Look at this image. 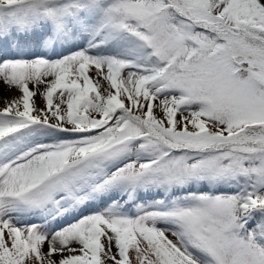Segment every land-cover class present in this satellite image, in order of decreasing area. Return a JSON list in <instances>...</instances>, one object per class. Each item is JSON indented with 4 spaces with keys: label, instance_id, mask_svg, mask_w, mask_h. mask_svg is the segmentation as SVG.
Wrapping results in <instances>:
<instances>
[{
    "label": "rangeland",
    "instance_id": "374dc122",
    "mask_svg": "<svg viewBox=\"0 0 264 264\" xmlns=\"http://www.w3.org/2000/svg\"><path fill=\"white\" fill-rule=\"evenodd\" d=\"M231 2L195 0L189 8L183 0L176 7L171 0H0V56L5 50L38 53L76 37L78 48L129 45L124 50L134 57L137 39L143 59L127 70L145 69L135 92L109 111L114 121L61 138L44 131L63 133L48 112L0 96V155L12 149L19 158L20 145L32 137L73 152L22 190L0 189V264H264V169L258 161L231 174L224 157L214 173L194 167L199 144L180 174L165 177L168 150L149 139L153 132L165 140L166 125L179 131L190 118L220 133L231 117L246 118L253 109L264 113V92L246 83L245 69L227 76L220 67L201 65L223 48L221 34L264 46L253 24L227 26L223 12ZM241 2L264 15V0ZM167 5L144 21L146 8ZM69 105L65 117L82 120L84 114ZM136 122L148 132H137ZM33 144L34 153L52 145ZM131 170H146V178L122 181ZM78 223L88 227L93 247L60 257L82 242L69 232Z\"/></svg>",
    "mask_w": 264,
    "mask_h": 264
},
{
    "label": "bare ground",
    "instance_id": "6f19581e",
    "mask_svg": "<svg viewBox=\"0 0 264 264\" xmlns=\"http://www.w3.org/2000/svg\"><path fill=\"white\" fill-rule=\"evenodd\" d=\"M77 41L76 37L70 38L51 49L39 50L40 53L34 52V49L21 52L5 50L0 56V58L7 57V60L0 64L1 98L13 105L21 100L28 102L48 112L51 120L60 121L62 134L48 129L44 130L52 136V139L72 135L75 131L90 127L100 121L105 122L111 117L109 111L112 107L114 108L119 101L128 99L129 95L135 92L137 86L141 84V80L145 78L142 74L145 69L140 70V73L127 70L132 66L137 68V62L143 59L138 57L141 55V48L137 39L132 41L136 55L134 57H132L133 54L124 50V48L130 50L129 45H107L98 48H93L94 46L86 48L80 45L78 48ZM87 52H94L95 56L88 55ZM102 52L110 56L103 59ZM15 56L20 58V61L12 60ZM77 71L79 73L84 71L88 75L87 79L83 80L84 78H81ZM86 94L89 96L86 97ZM69 104L74 105L80 114H84L85 118L83 117L80 121L66 118V108L72 107ZM111 119L114 121L113 116ZM112 123L107 122L106 125ZM32 138L20 145L21 149L17 154L19 158L12 156V149L0 155V163L2 162L0 189L22 190L32 180L39 178L41 174L44 175L46 170H51L61 164L72 152L69 149L71 147L62 148L52 139L42 142V139L33 140ZM33 142H39L40 147L44 144L52 145L49 146L50 148L34 153L36 150L33 149ZM72 228L69 230V232H74L71 235L76 234L83 240L77 249L65 251L60 257L69 252H73L74 257H77L79 252L84 253L92 246L88 227L86 228L84 223H78Z\"/></svg>",
    "mask_w": 264,
    "mask_h": 264
},
{
    "label": "trees",
    "instance_id": "16d2710c",
    "mask_svg": "<svg viewBox=\"0 0 264 264\" xmlns=\"http://www.w3.org/2000/svg\"><path fill=\"white\" fill-rule=\"evenodd\" d=\"M183 2L189 8L195 4V0H183ZM171 3L176 7L178 0H171ZM168 6L160 8V10L158 6L146 8L144 16L145 13L147 15L144 17V21H150ZM156 10H159L158 13H156ZM195 10L200 11L199 8H195ZM223 14L226 16L228 27L232 29L246 28V24L251 23L253 24L252 30H255L264 38V15L260 11H249L241 0H232ZM221 37L224 39V46L221 51L212 57L201 59V65L220 67L227 76L245 69L246 83L253 89H262L264 92V46L254 40L229 36V34H221ZM184 69L186 68L178 66L179 71ZM168 117L169 113L165 112V122H168ZM187 122L186 127L179 131L166 125L165 128L168 129L164 130V136L162 135L165 140H161L153 132L150 135V140L157 142L158 146H163L168 150V156L164 161L171 163L167 167H163L165 177L169 175L175 177L176 172L180 174L185 158L192 148L199 144L201 146L197 149L200 151V160L195 162L194 167L202 165L215 173L221 169V160L228 157L227 169L231 174H235L237 170L246 169L253 161H258L259 170L264 169V113L262 111L253 109L246 118L245 116L231 117L220 133L212 132L199 118H190ZM133 126L137 132L147 130L140 123L133 124ZM159 134L161 133L159 132ZM121 138L116 141H120ZM146 172V170H131L125 173V176L130 177H126L122 181L133 184L135 183L133 182L134 179L146 178L143 175ZM233 203L236 204L233 210H236L239 204L237 201H233Z\"/></svg>",
    "mask_w": 264,
    "mask_h": 264
}]
</instances>
